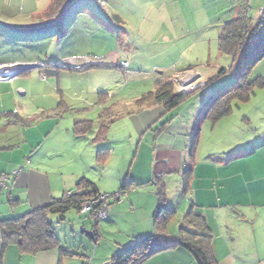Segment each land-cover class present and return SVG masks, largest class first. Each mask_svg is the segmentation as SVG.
Masks as SVG:
<instances>
[{
    "label": "rangeland",
    "instance_id": "374dc122",
    "mask_svg": "<svg viewBox=\"0 0 264 264\" xmlns=\"http://www.w3.org/2000/svg\"><path fill=\"white\" fill-rule=\"evenodd\" d=\"M51 3L0 0V156L33 159L50 174L56 198L64 192L75 194L82 181L107 194L124 189L122 201L113 203L109 213L115 204L125 203L123 216L114 223L96 222L103 243L99 248L111 251V260L139 240L124 238V231L138 221L139 212L128 210L131 202L145 205L153 188L159 198L157 190L163 186L123 187L125 180L119 179L127 167L148 168L149 133L140 136L132 117L142 107L157 104L149 94L156 91L158 80L172 79L177 85L170 77L185 69L217 75L176 110L178 119L200 130L202 154H219L201 155L195 163L201 165L209 157L229 163L242 156V161L264 148V59L251 72L252 84L244 96L248 98L232 99L229 115L204 118L238 73L232 58L219 51L224 25L242 13L264 33V0H68V7L72 5L62 24L50 13ZM124 61L128 69L119 67ZM102 113H107L105 122L99 120ZM77 121L83 123L75 125ZM80 130L86 137L76 136L74 131ZM154 178L166 183L165 205L176 212L167 232L175 238L191 194H183V179L177 174ZM137 190L139 195H131L129 203V194ZM67 217L68 222L79 219L74 210ZM59 223L55 220L57 233L64 232L76 245L71 227Z\"/></svg>",
    "mask_w": 264,
    "mask_h": 264
},
{
    "label": "crops",
    "instance_id": "0c3cea01",
    "mask_svg": "<svg viewBox=\"0 0 264 264\" xmlns=\"http://www.w3.org/2000/svg\"><path fill=\"white\" fill-rule=\"evenodd\" d=\"M216 77L217 75L211 76L208 72L197 74L185 69L175 72L170 78L178 82L177 85L174 82L175 93L190 95L202 88H208ZM236 77L234 75L231 82H234ZM200 83H204L205 86L200 87ZM100 108L103 109V107L98 109ZM176 110L178 107L168 112L162 103H157L142 107L138 110L140 112L132 117L140 136L149 133L145 148L150 156L149 165L145 170V167L136 166L133 170L127 167L120 174L119 179L125 180L123 183L125 187L156 186L159 182L166 188V183L155 181L154 177L164 175L170 178L171 175L177 174L183 179L185 171L190 169V187L185 196L191 194L190 208L193 204L198 206L197 209L202 212L213 233L212 249L218 264H264V148L258 151V155L249 154L242 161H240L242 156L237 157V161L229 163L224 159L209 157L201 165L199 161L195 163V160L204 155L201 146L203 137L201 136L200 139V130L192 122L178 119L180 114ZM102 114L99 120L105 122L107 113ZM165 115L166 121L160 124L158 121ZM82 123L77 121L75 125ZM74 132L77 133V137L87 135L82 130ZM195 139L197 143L194 147ZM140 149L138 147L136 156H140ZM204 156H219V154L213 151ZM49 175L33 159L22 162L14 157L0 156V183L6 179L5 186H0V264H111V251L101 252L99 248L103 244H100V226L97 225L94 230V220L76 210L74 212L79 215L78 221L68 222L67 214L65 221L61 222L71 227L70 231L73 232L71 240L76 237L74 239L76 245L68 241L69 237L64 232L59 234L57 228L55 229L62 247L72 254L64 255L58 248L34 254L22 251L17 243H6L4 240L6 228L2 224L4 220L26 216L66 194L64 192L61 197L56 198L57 189L50 181ZM94 185L97 191L104 193L96 184ZM143 189L151 190V188ZM79 190L83 192L85 189ZM131 195L136 197L139 191L129 194V203ZM156 197L153 188L147 204L135 205V202H131L128 210L132 213L139 212L138 221L124 231V238L132 237L135 240L137 237L148 236L155 232L154 214L160 204L159 198ZM126 207L125 203L115 204L112 215H108L102 221L114 223L117 218L123 216ZM57 217V215H49L52 222H55ZM76 224V229H81L80 231L74 228L73 225ZM92 224L94 228L91 230ZM137 224H142L143 227H137ZM116 249L118 251V248ZM142 264H197V262L192 253L185 249H170Z\"/></svg>",
    "mask_w": 264,
    "mask_h": 264
},
{
    "label": "trees",
    "instance_id": "16d2710c",
    "mask_svg": "<svg viewBox=\"0 0 264 264\" xmlns=\"http://www.w3.org/2000/svg\"><path fill=\"white\" fill-rule=\"evenodd\" d=\"M68 0H52L49 7L53 16L59 17L58 22L64 23L68 7ZM49 13V14H50ZM53 18V17H52ZM256 22V21H255ZM258 38L255 43L254 40ZM219 51L232 58L233 63L237 64V77L228 87L217 96L212 105L205 111V119L218 120L224 115H229L232 107L229 105L234 98L246 99V90L250 87L249 77L256 65L264 59V33L261 32L260 25L254 23L245 14H239L235 20H231L224 25L222 34L219 37ZM121 68V65L119 66ZM221 71L219 74H222ZM175 85L172 79L157 81L155 92L149 94L151 100L165 105L168 112L176 109L187 97L185 93H175ZM244 97V98H243ZM147 101L146 99H143ZM198 136V134L196 135ZM195 139L193 146L195 147ZM190 169L185 171L183 178V194L186 195L190 187ZM80 187L85 189L78 190L68 196V192L62 198L53 199L44 208L36 209L26 216L4 220L2 222L6 232L4 240L6 243H17L24 252L38 253L58 248L64 255L70 254L61 245L60 238L56 235L54 224L49 218L50 214L57 215L58 221H65L66 215L72 210L80 213L81 204L87 199L101 194L97 187L89 182L82 181ZM125 187V186H124ZM160 204L154 214L155 232L144 238H139L131 246L125 247L117 252L111 264H142L153 256L170 250L185 249L192 253L197 264H218L213 253L212 242L213 233L209 228L202 212L198 206L192 205L185 214L178 236L171 238L168 236V224L175 215L172 207H167L166 189L162 186L158 189ZM91 218L92 216L86 214ZM94 220L93 218H91ZM95 222V221H94ZM97 223L95 222L96 230ZM95 233H97L95 231ZM96 235V234H95ZM72 254V253H71Z\"/></svg>",
    "mask_w": 264,
    "mask_h": 264
},
{
    "label": "built area",
    "instance_id": "2783aa9c",
    "mask_svg": "<svg viewBox=\"0 0 264 264\" xmlns=\"http://www.w3.org/2000/svg\"><path fill=\"white\" fill-rule=\"evenodd\" d=\"M263 12V10H261ZM129 63L128 62H122L121 68L122 69H128ZM11 80V79H10ZM204 86L205 84H199V86ZM5 179V178H4ZM5 180H3L0 183L1 187L5 186ZM124 191H119L113 194H107V193H101L97 195L96 197H92L90 199H87L83 204H81V210L80 214L91 215L95 222L98 220L104 219L109 213L110 209L113 203L122 201ZM68 196H70L72 193L68 192Z\"/></svg>",
    "mask_w": 264,
    "mask_h": 264
},
{
    "label": "bare ground",
    "instance_id": "6f19581e",
    "mask_svg": "<svg viewBox=\"0 0 264 264\" xmlns=\"http://www.w3.org/2000/svg\"><path fill=\"white\" fill-rule=\"evenodd\" d=\"M108 215H109V214H108ZM108 215H107V216H108ZM107 216H106V217H107ZM106 217H105V218H106ZM102 220H103V219H102Z\"/></svg>",
    "mask_w": 264,
    "mask_h": 264
},
{
    "label": "clouds",
    "instance_id": "9594fccd",
    "mask_svg": "<svg viewBox=\"0 0 264 264\" xmlns=\"http://www.w3.org/2000/svg\"><path fill=\"white\" fill-rule=\"evenodd\" d=\"M202 87V86H201Z\"/></svg>",
    "mask_w": 264,
    "mask_h": 264
}]
</instances>
